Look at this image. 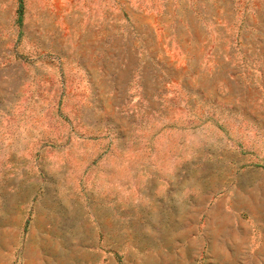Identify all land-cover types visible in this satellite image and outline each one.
<instances>
[{
  "label": "rangeland",
  "instance_id": "obj_1",
  "mask_svg": "<svg viewBox=\"0 0 264 264\" xmlns=\"http://www.w3.org/2000/svg\"><path fill=\"white\" fill-rule=\"evenodd\" d=\"M0 264H264V0H0Z\"/></svg>",
  "mask_w": 264,
  "mask_h": 264
},
{
  "label": "trees",
  "instance_id": "obj_2",
  "mask_svg": "<svg viewBox=\"0 0 264 264\" xmlns=\"http://www.w3.org/2000/svg\"><path fill=\"white\" fill-rule=\"evenodd\" d=\"M22 4L20 3V5H19V11H20V14L22 15Z\"/></svg>",
  "mask_w": 264,
  "mask_h": 264
}]
</instances>
